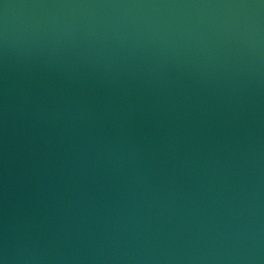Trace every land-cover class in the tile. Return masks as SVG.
I'll return each instance as SVG.
<instances>
[{
	"label": "water",
	"instance_id": "95a60500",
	"mask_svg": "<svg viewBox=\"0 0 264 264\" xmlns=\"http://www.w3.org/2000/svg\"><path fill=\"white\" fill-rule=\"evenodd\" d=\"M4 264H264V0H0Z\"/></svg>",
	"mask_w": 264,
	"mask_h": 264
},
{
	"label": "clouds",
	"instance_id": "9594fccd",
	"mask_svg": "<svg viewBox=\"0 0 264 264\" xmlns=\"http://www.w3.org/2000/svg\"><path fill=\"white\" fill-rule=\"evenodd\" d=\"M0 264H4V261L3 260H0Z\"/></svg>",
	"mask_w": 264,
	"mask_h": 264
}]
</instances>
